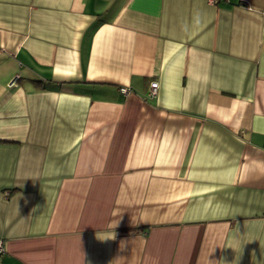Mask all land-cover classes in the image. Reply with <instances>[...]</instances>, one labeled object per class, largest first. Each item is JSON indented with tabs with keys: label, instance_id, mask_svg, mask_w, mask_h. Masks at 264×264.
Masks as SVG:
<instances>
[{
	"label": "crops",
	"instance_id": "crops-1",
	"mask_svg": "<svg viewBox=\"0 0 264 264\" xmlns=\"http://www.w3.org/2000/svg\"><path fill=\"white\" fill-rule=\"evenodd\" d=\"M0 240L264 264V0H0Z\"/></svg>",
	"mask_w": 264,
	"mask_h": 264
},
{
	"label": "built area",
	"instance_id": "built-area-1",
	"mask_svg": "<svg viewBox=\"0 0 264 264\" xmlns=\"http://www.w3.org/2000/svg\"><path fill=\"white\" fill-rule=\"evenodd\" d=\"M208 1L210 3H214L216 0H208ZM15 79H16V77H15ZM15 79H13L10 84H13ZM157 89H158V82L156 80L150 81L149 82L148 91H147V95L148 96H154V95H156ZM119 90L123 94H127L129 92V89L127 87H120ZM3 251H4L3 242L0 240V253H2Z\"/></svg>",
	"mask_w": 264,
	"mask_h": 264
},
{
	"label": "clouds",
	"instance_id": "clouds-1",
	"mask_svg": "<svg viewBox=\"0 0 264 264\" xmlns=\"http://www.w3.org/2000/svg\"><path fill=\"white\" fill-rule=\"evenodd\" d=\"M114 215H115V213H114ZM118 222H119V221L115 222V227H116V225L118 224ZM107 239H115V235L112 236V237H110V238H107ZM104 240H106V239H104Z\"/></svg>",
	"mask_w": 264,
	"mask_h": 264
}]
</instances>
